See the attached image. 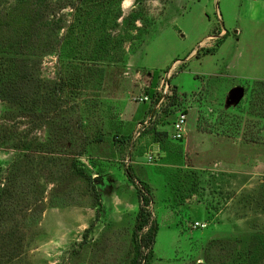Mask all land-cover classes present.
Returning <instances> with one entry per match:
<instances>
[{"label": "rangeland", "instance_id": "374dc122", "mask_svg": "<svg viewBox=\"0 0 264 264\" xmlns=\"http://www.w3.org/2000/svg\"><path fill=\"white\" fill-rule=\"evenodd\" d=\"M19 1L0 0V43L25 29ZM28 1L48 13L34 45L0 54L37 102L0 100V264H130L141 184L156 230L141 264H264V4L111 0L84 40L78 0Z\"/></svg>", "mask_w": 264, "mask_h": 264}, {"label": "trees", "instance_id": "16d2710c", "mask_svg": "<svg viewBox=\"0 0 264 264\" xmlns=\"http://www.w3.org/2000/svg\"><path fill=\"white\" fill-rule=\"evenodd\" d=\"M111 2V0H78L79 7L76 13L78 16L77 23L79 24L78 26L81 32L80 37L84 38L85 40L89 31L87 27L90 26V19L92 18V15L97 12H102L104 8L110 6ZM42 8V6L38 7L37 5H31L28 0H21L18 2V17L23 22L22 27H25V29L11 44L7 45L5 44V42L0 43V54H11L15 57L24 56L25 51L29 50L34 45L33 31L38 29V24H40L44 20L45 15L48 14L47 7H44L43 9ZM59 28V25H55L52 31L55 32ZM84 40H82L80 44H83ZM85 47H87V44L81 46L80 48L82 49ZM72 51H75L76 54H78L76 49L73 48ZM95 53L96 52L93 51L94 56H96ZM211 53L212 51H206V54ZM84 56H86V53L84 54ZM15 57H11L8 61V64L5 63V66H0V100L22 105L24 108L29 106L31 109H35L37 107V102H28L27 100L25 101L26 95L22 91V85L28 79V74L25 70V64H22L24 61H22L21 59H16ZM74 81V79L71 80L70 84ZM75 82L79 83L80 78H77ZM156 85L157 76L153 74L150 88L148 89L147 94L151 98V100L154 101L157 99L155 93ZM78 172L80 176L85 177L90 183L95 182L91 180L84 171L78 170ZM145 190H147V187L144 184H141L140 189H138L137 191L138 197L141 201V205L136 215V225L133 229L131 238L133 255L130 264H141V262L146 263L153 256L152 246L154 243L156 230L152 225L149 226L150 213L146 210V207L149 204V198L143 193ZM8 194L9 191L7 189V184H5L0 191V210L4 208L3 205H5V208L7 207V199H9ZM96 199V201H99L97 195ZM97 206H100L99 202ZM14 254L15 253H13L12 251H8L7 257L12 258Z\"/></svg>", "mask_w": 264, "mask_h": 264}, {"label": "built area", "instance_id": "2783aa9c", "mask_svg": "<svg viewBox=\"0 0 264 264\" xmlns=\"http://www.w3.org/2000/svg\"><path fill=\"white\" fill-rule=\"evenodd\" d=\"M251 2L254 3H264V0H251ZM166 82V81H164ZM163 84V81H162ZM165 91H167V86ZM164 96V94H163ZM139 102L142 103H146L149 102V97L147 96H143L142 98L139 99ZM186 120H187V115L183 112H180L176 118V120L173 123V135H172V139L174 140H181L185 134V124H186ZM152 155L155 156L156 154L153 153L151 154V156H148V159H152ZM194 228H203L204 225L200 224V223H194L193 225Z\"/></svg>", "mask_w": 264, "mask_h": 264}, {"label": "clouds", "instance_id": "9594fccd", "mask_svg": "<svg viewBox=\"0 0 264 264\" xmlns=\"http://www.w3.org/2000/svg\"><path fill=\"white\" fill-rule=\"evenodd\" d=\"M133 3V0H123V5L122 7L124 8H128L131 6V4Z\"/></svg>", "mask_w": 264, "mask_h": 264}, {"label": "crops", "instance_id": "0c3cea01", "mask_svg": "<svg viewBox=\"0 0 264 264\" xmlns=\"http://www.w3.org/2000/svg\"><path fill=\"white\" fill-rule=\"evenodd\" d=\"M263 4H264V3H263ZM156 90H157V89H156ZM156 135H157V136H160V135H162V134L157 133ZM155 149H156V151L158 152V154H159L160 156H163V153L159 152V149H158V146H157V145L154 146V149H153V150H155ZM155 154H157V153H155Z\"/></svg>", "mask_w": 264, "mask_h": 264}]
</instances>
